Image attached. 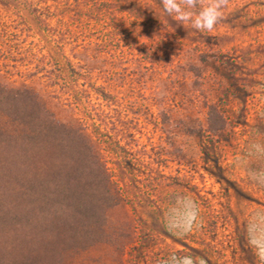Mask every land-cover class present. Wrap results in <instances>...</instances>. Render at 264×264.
<instances>
[{
	"label": "rangeland",
	"instance_id": "374dc122",
	"mask_svg": "<svg viewBox=\"0 0 264 264\" xmlns=\"http://www.w3.org/2000/svg\"><path fill=\"white\" fill-rule=\"evenodd\" d=\"M74 1L0 0L1 82L20 86L32 73L54 72V60L71 57L77 47L104 49L100 40L110 20L82 15ZM81 1L122 5L129 0ZM131 1L161 6L160 0ZM221 11L223 18L211 32L175 18L174 30H161L162 45L168 47L159 50L166 62L208 47L220 49V59L232 60V72L218 59L206 67L207 81L194 87L199 102L217 99L227 121L221 135L175 129L159 114L160 92L154 82L136 92L141 103L137 120L129 110L120 116L113 109L101 128L100 121L89 116L93 110L80 105L77 113L94 131L89 136L106 163L118 199L102 210L103 228L94 231L90 244L71 251L60 239L43 264H183L186 256L193 264L201 258L206 264H264L248 242L249 231H255L258 221L264 224V0H229ZM76 32L78 38L69 37L62 49L61 41ZM118 35L122 43L128 41L125 54L132 45L137 47L127 32ZM49 57L52 63L44 65ZM217 75L220 89L214 86ZM156 76L150 74L149 84ZM123 94L132 95L129 88ZM14 128L0 112V130L13 133ZM48 150L59 149L51 145ZM175 207L197 211L191 232L183 235L186 225L175 220L168 227Z\"/></svg>",
	"mask_w": 264,
	"mask_h": 264
},
{
	"label": "trees",
	"instance_id": "16d2710c",
	"mask_svg": "<svg viewBox=\"0 0 264 264\" xmlns=\"http://www.w3.org/2000/svg\"><path fill=\"white\" fill-rule=\"evenodd\" d=\"M83 2L74 1L82 15L110 20L100 40L104 49L77 47L71 57L54 60L55 73H32L20 86L0 81V112L15 127L13 133L0 130V264H43L60 239L71 251L90 244L94 231L104 224L102 210L117 203L106 163L89 136L94 131L77 113L80 105L93 110L89 116L100 121L101 128L113 109L120 116L129 110L137 120L141 103L136 92L154 82L160 92L159 114L175 129L218 136L226 127L217 99L199 102L194 88L207 81L204 71L220 59V49L191 48L192 55L166 62L159 55L164 46L160 32L174 30L175 14L164 12L162 4ZM121 31L130 34L137 46L132 45L129 55L128 41L118 38ZM78 34L61 41L62 49L69 37ZM51 63V57L44 61ZM220 64L234 70L232 60L220 59ZM151 73L157 76L149 84ZM221 85L222 79L215 76L216 89ZM128 88L132 95L126 96L123 91ZM57 107L61 111L53 110ZM51 145L59 150L49 152Z\"/></svg>",
	"mask_w": 264,
	"mask_h": 264
},
{
	"label": "clouds",
	"instance_id": "9594fccd",
	"mask_svg": "<svg viewBox=\"0 0 264 264\" xmlns=\"http://www.w3.org/2000/svg\"><path fill=\"white\" fill-rule=\"evenodd\" d=\"M164 12L169 15L175 14V18L181 22H189L191 26L200 31L211 32L216 24L223 18L222 9L226 7L229 0H160ZM198 6L200 10L196 13L190 11ZM198 213L181 209L173 208L169 212L168 227L169 224L175 220L177 223H184L186 225L184 234H187L193 230L190 227L193 220H197ZM264 219V218H261ZM175 234H178L172 228H169ZM249 244L256 249V255L261 262H264V224L257 222V226L254 232L249 231ZM183 264H193L191 256H186L183 260ZM198 264H206L205 260L201 258Z\"/></svg>",
	"mask_w": 264,
	"mask_h": 264
}]
</instances>
